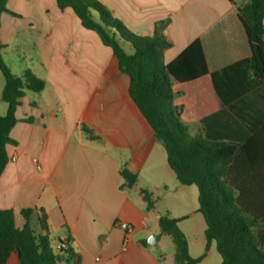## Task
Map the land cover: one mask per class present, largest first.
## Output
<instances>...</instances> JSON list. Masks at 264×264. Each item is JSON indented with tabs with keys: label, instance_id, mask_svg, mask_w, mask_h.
Masks as SVG:
<instances>
[{
	"label": "crops",
	"instance_id": "crops-1",
	"mask_svg": "<svg viewBox=\"0 0 264 264\" xmlns=\"http://www.w3.org/2000/svg\"><path fill=\"white\" fill-rule=\"evenodd\" d=\"M98 1L139 36H153L157 23L169 21L166 64L199 43L206 73L173 81L175 113L190 136L240 146L264 126V82L254 75L237 13L248 0ZM7 8L0 27L3 59L16 76L30 70L46 87L27 92L18 107L0 178V209L12 210L20 229L23 210L43 209L57 240L54 250L68 239L81 264H164L146 236L165 214L181 220L190 255L202 256L206 223L198 188L177 180L112 49L71 8L60 10L57 0H9ZM4 86L0 78L2 116L8 111ZM82 124L102 142L86 138ZM123 168L138 177L132 188H122ZM142 190L153 194L154 209L148 210ZM175 197H184L183 204L170 202ZM121 224L134 228L126 246ZM216 253L213 245L203 261L221 264ZM6 264L21 263L13 253Z\"/></svg>",
	"mask_w": 264,
	"mask_h": 264
},
{
	"label": "trees",
	"instance_id": "trees-1",
	"mask_svg": "<svg viewBox=\"0 0 264 264\" xmlns=\"http://www.w3.org/2000/svg\"><path fill=\"white\" fill-rule=\"evenodd\" d=\"M8 1L0 0V27L2 15L8 12ZM57 3L62 11L71 8L82 26L94 31L112 49L120 71L130 79V97L163 144L177 180L183 186L198 188L199 213L206 223V251L202 256L190 255L180 219L165 214L158 221L161 234L170 236L175 245V264H199L213 245L222 258L221 264H264V126L237 146L190 136L175 113L173 81H190L206 73L199 43L166 64L164 52L171 44L164 30L169 21L157 23L153 36H139L98 0ZM237 13L249 39L254 75L264 82V0H248L237 6ZM2 50L0 39V70L5 79L2 101L8 104L7 114L0 115V178L9 162L7 146L14 143L10 134L18 122L16 113L22 98L27 92L40 93L46 87V82L30 70L21 76L13 74ZM81 130L90 141L102 142L86 124ZM121 176L122 188L137 183V175L126 168ZM141 194L148 210L154 209L153 194L147 190ZM21 214L26 222L22 229L16 226L12 210L0 209V264H6L13 253L21 264H81L80 254L68 239L66 248L57 252L52 248L48 216L43 209L29 208Z\"/></svg>",
	"mask_w": 264,
	"mask_h": 264
},
{
	"label": "rangeland",
	"instance_id": "rangeland-1",
	"mask_svg": "<svg viewBox=\"0 0 264 264\" xmlns=\"http://www.w3.org/2000/svg\"><path fill=\"white\" fill-rule=\"evenodd\" d=\"M127 51L131 53V50L129 48H127ZM7 62H8L7 65L11 68V70L13 72H16L17 69L15 68V66L11 62H9V60ZM0 78L1 79L4 78L1 70H0ZM183 199L184 197H175V198H172L170 202H173V203L179 202L183 204V201H182ZM164 207H166V205L163 203V205L161 206V209H165ZM146 237H147L146 238L147 243L149 242L151 238L153 237L156 238V242L151 245L153 246L154 250L163 257L164 264H175V261H174L175 245L172 241V238L168 235H162L157 223L154 225L150 234ZM50 243H51L52 248L55 249L57 240L54 238V236H50ZM217 256L220 257V255H217ZM199 264H219V262L218 261L216 262L215 259L212 258V259H207L206 261H203Z\"/></svg>",
	"mask_w": 264,
	"mask_h": 264
},
{
	"label": "built area",
	"instance_id": "built-area-1",
	"mask_svg": "<svg viewBox=\"0 0 264 264\" xmlns=\"http://www.w3.org/2000/svg\"><path fill=\"white\" fill-rule=\"evenodd\" d=\"M120 227L122 228V230L125 231L126 233V237L124 240V245L126 246L133 234L134 228L130 225L127 224H121ZM66 239H61V242L58 244V250L62 249V248H66V243H65Z\"/></svg>",
	"mask_w": 264,
	"mask_h": 264
},
{
	"label": "water",
	"instance_id": "water-1",
	"mask_svg": "<svg viewBox=\"0 0 264 264\" xmlns=\"http://www.w3.org/2000/svg\"><path fill=\"white\" fill-rule=\"evenodd\" d=\"M156 242V238H151L150 240H149V244H153V243H155ZM62 261L64 262L65 261V258H64V256H62Z\"/></svg>",
	"mask_w": 264,
	"mask_h": 264
}]
</instances>
